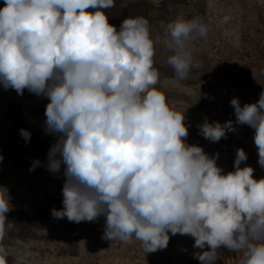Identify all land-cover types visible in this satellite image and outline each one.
Returning <instances> with one entry per match:
<instances>
[{
    "label": "clouds",
    "instance_id": "9594fccd",
    "mask_svg": "<svg viewBox=\"0 0 264 264\" xmlns=\"http://www.w3.org/2000/svg\"><path fill=\"white\" fill-rule=\"evenodd\" d=\"M113 7L115 0H4L0 8V85L49 101L45 130L57 140L46 166L56 173L63 165L65 177L63 208L52 209L53 217L80 223L104 216V239L138 240L146 253L166 248L170 232L208 249L194 253L201 264H214L221 246L238 253V264H264V178L241 167L243 148L234 171L224 173L217 157L186 143L184 112L156 87L149 21L127 17L117 28L106 14ZM208 31L199 17L166 25L167 63L178 79L199 67L189 45ZM230 104L235 122L205 120L200 134L218 142L234 123L250 126L264 168V91L256 103L241 106L234 97ZM20 135L30 140L28 130ZM0 190L2 242L14 224L6 216L10 197ZM7 256L0 243V264Z\"/></svg>",
    "mask_w": 264,
    "mask_h": 264
},
{
    "label": "rangeland",
    "instance_id": "374dc122",
    "mask_svg": "<svg viewBox=\"0 0 264 264\" xmlns=\"http://www.w3.org/2000/svg\"><path fill=\"white\" fill-rule=\"evenodd\" d=\"M146 1L156 7L162 3V0ZM166 3L164 19L150 27V36L155 42L154 66L160 72L156 87L175 110L184 112L189 133L186 143L198 145L210 157H217L216 163L224 173L234 171L236 151L243 148L248 159L241 167L249 165L254 168V178H264L250 126L234 123L236 130L218 142L205 139L199 128L205 120L221 124L235 122L230 101L236 97L241 106L256 103L264 91V0H167ZM3 6L4 0H0V8ZM192 17L201 18L209 31L207 36L190 42L199 67L191 71L188 79L180 80L167 63L172 52L166 25L177 18ZM48 102V98L27 89L20 95L0 85V128H9V105L16 104L25 125L41 139H57L45 130ZM29 169L11 163L0 166V188L10 197L8 220L14 214L33 217L47 201L63 205V171L52 173L42 165ZM105 220L106 217L100 216L96 221H81L73 226L46 224L42 229L25 227L23 231L14 224V229L0 243L8 252L9 264H16L18 260L20 264H162L166 254L174 257L181 251L191 254L196 264H201L194 253L208 250L194 248L195 240L190 235L169 232L166 248L146 253L138 240L123 243L104 239ZM238 262V253L221 246L214 264Z\"/></svg>",
    "mask_w": 264,
    "mask_h": 264
},
{
    "label": "trees",
    "instance_id": "16d2710c",
    "mask_svg": "<svg viewBox=\"0 0 264 264\" xmlns=\"http://www.w3.org/2000/svg\"><path fill=\"white\" fill-rule=\"evenodd\" d=\"M166 1L162 0L161 6L156 7L146 0H115V7L107 9L106 14L109 16V23L115 25L117 28H119L125 18L136 16L145 17L151 27L154 22L164 19L163 13L168 8ZM163 5L165 7L160 9ZM7 120L10 124L9 128H0V155L3 156L0 166L11 163L15 166L31 167L34 161L39 160V165L47 167L49 149L56 143L57 139L51 141L41 139L37 133L25 125L21 111L16 104L9 105ZM21 129H26L31 133L28 142H25L24 138L20 135ZM63 170L64 166L62 165L60 171ZM54 208L59 210L63 208V205L47 201L40 206V210L35 216L24 217L22 215L19 217L14 214L10 220L19 230L25 227L42 229L46 224L65 226H73L75 224V222H70L66 217L61 219L54 218L51 213V210ZM181 252L174 257L166 254L162 264H196L191 254Z\"/></svg>",
    "mask_w": 264,
    "mask_h": 264
}]
</instances>
